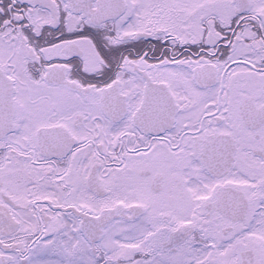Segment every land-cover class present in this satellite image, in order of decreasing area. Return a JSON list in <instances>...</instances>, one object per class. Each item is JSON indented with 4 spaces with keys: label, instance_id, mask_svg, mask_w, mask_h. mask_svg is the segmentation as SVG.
I'll list each match as a JSON object with an SVG mask.
<instances>
[{
    "label": "snow or ice",
    "instance_id": "1",
    "mask_svg": "<svg viewBox=\"0 0 264 264\" xmlns=\"http://www.w3.org/2000/svg\"><path fill=\"white\" fill-rule=\"evenodd\" d=\"M0 264H264V0H0Z\"/></svg>",
    "mask_w": 264,
    "mask_h": 264
}]
</instances>
